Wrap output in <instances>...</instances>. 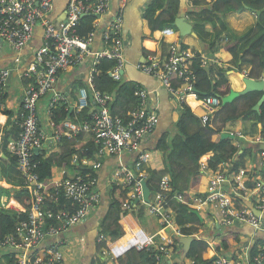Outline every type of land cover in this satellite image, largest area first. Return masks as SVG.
<instances>
[{"label":"built area","instance_id":"built-area-1","mask_svg":"<svg viewBox=\"0 0 264 264\" xmlns=\"http://www.w3.org/2000/svg\"><path fill=\"white\" fill-rule=\"evenodd\" d=\"M54 8V0H0V51L9 47L15 51H21L30 45L34 39L38 25L44 27V43L40 46L35 55V61L31 64L25 76L30 82L25 88L22 97L21 108V133L17 138L10 141L7 146L8 153L16 161L25 187L29 192V207L16 210L6 197L0 199L1 206L18 212H28V219L22 221L15 235H7L0 240V249L11 248L15 253L17 264H66L62 250L63 242L57 237L66 232L70 227L84 222L89 215L97 208L100 202V192L97 188L96 175L91 172L83 173L79 170L69 176L64 169L61 180L50 189L41 179L38 173V162L34 160L36 149L43 146L47 137L46 132L41 129L38 112L39 100L48 94H53L49 104V110L64 101L61 93L56 91L59 75L62 71L71 67L81 66L84 63L90 64L88 86L79 87V111L89 107V117L83 123L68 120L65 127L70 132L54 134L56 141H62L64 136H71L81 133H88L97 145V155L118 156L125 154H137L136 159L147 162L150 154L143 152V142L152 134L157 126L159 116L149 105L148 91L145 88L135 90L138 98L137 104L125 118L121 115H114L111 112L109 101L111 96L101 93L94 87L95 75L99 73L98 65L103 59L114 62L108 71L110 76L117 81L122 80V70L126 65L124 56V36L122 15L111 23L104 33L105 45L103 49L94 50L95 30L88 36L81 37L77 33V24L83 15H95L101 17L110 9V0H70L67 6L66 22L58 26L51 19L50 14ZM98 22L96 23V25ZM173 28L164 29V34H172ZM176 44L171 46V53L165 62L152 58L150 63L139 65L141 70L147 74L161 78L163 84L172 92H178L172 85L171 75L178 72L182 77L189 72L187 59L176 50ZM191 74V72H189ZM10 75L8 69L0 71V96ZM191 79L195 76H185V82L189 89L194 92ZM92 93V97H91ZM184 97L182 96V99ZM210 107H220L221 99L216 95L202 99ZM210 116L206 113L202 116L204 124L208 123ZM263 141V140H262ZM78 155L74 157V163L79 164ZM123 165L111 176L112 181L116 178L126 177L132 183V190L135 194L133 199H142L143 185L141 179L137 178L133 171V164ZM140 165V163H137ZM102 163L95 162L93 169H99ZM80 167V166H77ZM145 176V175H144ZM147 178V177H146ZM146 178L144 180H146ZM230 180L229 175L217 171L209 180V187L206 195L200 197L201 203H216L220 210L221 224L230 226L250 225L257 231H264V192L257 198L255 209L247 205L237 207L236 199L223 191V184ZM244 183V182H243ZM0 182V186L2 185ZM163 190H170L171 187L165 180L161 184ZM244 190L252 189L243 185ZM255 188L264 189V183L256 182ZM264 191V190H263ZM181 195L177 197L180 198ZM61 198L69 201L70 206L58 212L46 209L47 200L58 202ZM166 195L158 193L155 204L151 207V214H154L161 225V232H167L169 238L161 244H157L154 236H150L143 229H132L125 233L118 240L110 242L103 252L114 259L125 256L132 250L157 249L155 256L156 264H195L192 261H176L175 254L180 248L179 239L192 237L205 239L211 247L213 264H264V242L260 244L258 254L249 260L244 258L247 249H241L239 257L218 251L214 245V239L209 240L207 235L201 237L196 234H187L179 226L175 219V213L165 205ZM256 211H260L259 215ZM56 219L60 224H49L48 220ZM128 236L124 243L121 239ZM214 236V235H213ZM211 237V236H210ZM100 241L104 237L100 235Z\"/></svg>","mask_w":264,"mask_h":264},{"label":"crops","instance_id":"crops-1","mask_svg":"<svg viewBox=\"0 0 264 264\" xmlns=\"http://www.w3.org/2000/svg\"><path fill=\"white\" fill-rule=\"evenodd\" d=\"M151 1L152 0H110L109 11L101 17H98V21H96L98 24H95V35L92 47L94 50H100L106 46L103 32L110 27L111 23L118 15H122V29L125 40L124 56L126 61L124 73L122 72V80L133 82L132 84L136 86V89L145 88L148 91L150 107L158 113L159 120L156 129L143 142L142 150L143 152L150 154L148 160L150 167L156 170H161L164 168V154L159 149L160 140L164 133L171 135L175 133V124L179 119V112L182 110V102H187L191 106L192 110L199 115L201 114V116L209 112V122L212 121L216 113L221 108L207 106L202 99H199L198 96L189 89L188 84H184L178 88V92L170 91V89L163 84L161 78L144 73V71V74H140L139 71L142 72V70L139 65L147 64L148 61L152 60V58L162 60L164 55H170L171 49L169 50L168 46L163 47V42L171 44L177 43V52L186 59L194 57L196 53H202L205 65H223L230 80L232 92L228 96H231L234 92L237 93L245 88L246 85L242 74L250 77L249 74L252 70V65L248 62H243V60H235L233 53L227 49V47L238 39L245 40L249 38V36H251V34H253L256 30L258 15L260 14H257L255 10H251L246 7L241 11H230L229 13L224 14L221 18L216 14L218 11L210 7L209 4L202 3L194 6L191 0H185L183 3L179 0L180 8L177 16L182 14L184 15L186 20L192 24L193 33L183 36L180 35V32L176 27L167 26L166 28H173L174 32L172 34H164V29L166 28L163 30L152 31L148 20L145 18V13ZM210 1L211 0H209V2ZM69 2L70 0H54V8L50 17L56 25L61 26L66 22L67 6ZM257 11H262V14L264 9ZM160 15L165 17L168 14L164 11V9H160L157 11L156 17ZM222 21L228 22V30L222 33L221 37L218 38L219 40L215 41V46L212 47L210 42L213 40L215 32L222 29ZM43 43L44 27L38 25L32 43L25 49L15 51L9 47H5L2 51H0V71L3 69H8L10 71L7 83L1 93V95H4V102H2V104H4L2 105V108L5 110L4 112L0 110L1 168L3 166L8 167L12 163L13 167L18 170L16 163L9 155L7 156L6 154L7 148L5 147V140L8 135H11L9 139L10 143V141L13 140L17 134L19 136L22 131V97L25 88L30 82H33L30 78L26 77L25 74L28 67L34 63L36 51L43 45ZM182 44H185L186 48L182 49ZM89 70L90 64L84 63L81 66L71 67L68 70L62 71L59 75L56 91L61 93L64 97V101H62V103L67 104L70 108L69 117L72 113L75 115L77 111H79V87L83 84L87 85L90 89L89 91L91 92V87H89L88 82ZM261 79L264 78L260 77V79L256 80ZM182 96L184 97L183 99ZM52 97L53 94H48L43 96L38 102L40 126L41 129L46 132L47 137L43 146L37 148L39 150L36 151L39 152L42 150L46 154H50L60 145V141L58 142L54 139V134L57 133L58 130L50 118L51 111L49 110V104ZM191 101L195 102V108L192 107ZM239 104L243 105V100H240ZM224 134H226V137H223ZM222 137L231 138L232 142L241 148L239 153H243L244 148L253 149L252 155L247 156L245 159L246 166L240 168L238 173L229 172L233 161L232 163L221 164L219 171L229 175L230 177V180L225 181L223 184V192L227 195L234 196L237 204L247 205L250 209L254 210L255 205L258 202L257 198L263 193L262 190L264 189L253 188L244 190L242 185L248 182L252 173H255L254 169L256 167H261L264 163V137L262 136V125L256 119L231 120L228 121L223 128ZM64 138L68 140L66 145L67 149L71 147H76L78 149L79 147H83L92 141V136L88 133L71 136L66 135ZM76 155L82 158L79 164L74 163V157ZM136 156L137 154H125L121 157L104 155L99 156L96 154L94 157H88L87 154L81 155V152H75L70 159V164L74 167L54 168L55 175L53 180L56 182L65 177L62 172L64 169L67 170V174L69 176L77 172V166L88 168L90 171H96L94 174L97 178V188L101 197L97 208L84 222L70 227L66 232L57 237V239H60L63 242L62 250L65 256L66 264H70L68 257H72L76 264H91L92 260L96 256H99L100 258L106 257V259H114L111 256L107 257L104 252L103 254L105 257H102V255L100 256L98 250L101 223L108 214L111 206V176L115 171L122 168L123 165L132 164ZM97 161H100L102 165L99 169H93L92 165ZM206 172H210V170L206 169ZM212 176L213 173L211 175L206 174L202 178L200 191L204 192L205 195L208 191V183ZM20 177L22 178V176L10 174L5 178V175H3L2 185L13 189H20L22 187L26 188L24 186V179L22 178L21 180ZM252 180L253 182L260 181L259 178L255 176ZM134 194L135 193L130 190L129 196L131 198ZM17 196L20 197L21 194H17ZM17 196H14V192L11 191V195L9 194L5 197L13 203L12 205L17 207L16 210L25 209L26 205L22 203ZM200 197L201 196L194 192H187L181 195L179 199L200 212L203 220L207 223V227L211 229L208 236L209 240H211V238L212 240H215L214 245L216 241L220 239V236L222 237L225 235L222 234L224 230L244 229L250 226L245 224H233L225 227L221 224L222 218L216 203H201ZM22 198L26 204H29V197ZM153 199L156 201L155 196ZM138 200V202H143L142 199ZM120 224L122 225L125 233H129L132 229L145 230L148 235L154 236L157 244H160L169 238V234L167 232H161L160 222L154 214H150L144 218H136L131 209L130 213L120 220ZM143 225L146 227H143ZM162 234L164 235V239L159 241V237ZM240 235L242 238L240 250L248 248V252L244 254V258L251 260L249 249L258 241L254 243L255 237L248 233H243L241 231ZM183 240L184 239H179L181 245L175 254L176 261H184L188 259L187 254L189 250H186V244ZM122 242L123 238L120 243ZM8 250L13 251L11 248L0 249L1 264H9L7 254ZM208 251L211 256L212 250L210 246ZM239 251L230 250L229 252L224 253L232 254L238 258L239 255H241ZM187 261H189V259Z\"/></svg>","mask_w":264,"mask_h":264},{"label":"trees","instance_id":"trees-1","mask_svg":"<svg viewBox=\"0 0 264 264\" xmlns=\"http://www.w3.org/2000/svg\"><path fill=\"white\" fill-rule=\"evenodd\" d=\"M191 1L194 6L202 3L209 4L210 7L218 11L216 14L221 18L230 11H241L246 7L255 11L264 9V0ZM179 8V0H152L145 13V18L148 20L151 30H163L167 26L175 27V19L179 13ZM160 9H164L168 15L165 17L162 15L156 17V13ZM96 21H98V17L95 15L90 14L81 17L76 26L77 33L81 37L88 36L91 31L95 30ZM228 26L229 24L227 21H222V29L215 32L213 40L210 42L212 47L215 46V41L219 40L218 38L221 37L222 33L228 30ZM173 44L163 42L162 45L163 47L168 46L170 50ZM181 47L184 49L186 45L182 44ZM227 49L233 53L235 60H243V62H248L252 65V70L249 74L250 77L254 79H260V77L264 78V12L258 15L257 27L254 33L245 40L238 39L234 41ZM168 57L169 55L166 54L160 61L165 62ZM150 62L151 61H148V63ZM113 64L114 62L109 59H103L101 61L98 65L100 71L95 75L94 87L101 93L111 96L109 105L114 115H121L128 118L129 113L138 102V98L135 95L136 86L132 84L133 82L114 80L108 73ZM187 64L191 74L188 72L181 77L178 72H176L171 75L173 87L175 89L180 88L185 82L186 75H188V77L191 76V78L195 76V79H191V81L193 89L197 91L196 94L198 98L204 99L208 96L216 95L221 99V109L216 113L212 121L204 124L201 114L199 115L194 112L187 102H182V110H180L179 119L175 124V133L173 135L164 133L160 140L159 149L164 154V168L156 170L150 167L149 161L141 162L139 159L135 160L132 169L136 177L141 180L147 177L146 181L151 190V200L149 203L138 202L129 196V192L132 190L133 186L132 183L126 180L125 176L121 175L122 177L112 181L110 190L111 206L108 214L101 223L100 235L104 237V240L98 242V250L102 257H105L103 249L106 248L110 242L124 235L120 220L130 213L131 209L136 218H144L150 215L151 207L155 204L153 197H156L158 193L166 195L164 203L174 211L176 222L183 228L185 233L198 234L201 237L208 235L211 229L207 227L206 221L200 220L193 212L194 209L177 196L187 192H194L204 197V192L200 191L203 176L206 174L211 175L219 171L221 164L232 163L233 161L229 169L231 173H238L240 168L246 166L245 159L247 156L252 155L253 149L244 148V152L239 153L241 148L234 144L231 138L222 137L223 128L228 121L236 119H256L262 125V136L264 137V102L259 111L254 109V106L261 97V92H250L245 95H240L232 101L225 102L224 99L232 92V88L223 65H205L202 53H196L194 57L188 58ZM82 86L87 85L83 84ZM240 100H243V105L239 104ZM2 102H4V95L0 96V110L4 112L5 110L2 108L4 103L2 104ZM191 105L195 108L194 101H191ZM69 111L70 108L68 105L62 102L58 103L54 109L51 110L50 118L57 127V132H62L64 134L70 132V130L65 127V122L68 120L83 123L89 117V107L77 111L75 115L72 113L70 117ZM207 114L209 115V112ZM10 137L11 135L6 137V148ZM17 137L18 134L15 138ZM67 142L68 140L63 137L59 147L50 154H46L42 150L39 152L36 151L34 154V160L38 162V173L50 189L57 184L56 181L53 180L55 167H74L70 164L73 153L81 152V155L87 154L88 157H94L97 153L98 148L93 140L78 149L76 147L67 149ZM6 154L7 156L9 155L7 150ZM11 158L16 163L15 159L13 157ZM137 163H140V165ZM1 169L3 175L7 176L13 174L22 176L20 171L13 167L12 163L8 167L3 166ZM76 169L83 173H96V171H90L88 168L84 167H76ZM206 169L210 170V172H206ZM254 170L255 173L250 175L251 177L246 183L247 187L252 189L256 186V182L252 180L254 176L264 182V163L261 167H256ZM165 180L170 185V190L162 189L161 184ZM0 188L8 190L10 195L11 191L14 192V196L21 194L20 197H17L26 205V208L29 207V204H26L22 198L29 197L26 188L13 189L5 186H0ZM262 192L264 191L262 190ZM69 206V201L61 197L58 202L47 200L45 204L46 209H52L55 212ZM237 207H240V205L237 204ZM27 219L28 212H18L10 208H5L1 206L0 203V240L4 239L7 235H15L19 224ZM49 224L59 225L60 223L56 219H50L47 222V225ZM222 234L225 235L222 237L220 236V239L215 243L218 251L229 252L230 250H240L242 238L239 231L233 229L224 230ZM257 241L258 242L249 249L250 259L252 260L258 254L259 246L264 242V238L259 237ZM208 248L209 244L205 239L195 238L192 241L187 258L195 264H213ZM156 253L157 249L152 248L143 251L132 250L129 251L126 256L120 257L119 259H106V257L100 258L96 256L91 264H156ZM7 254L9 264H17L15 253L8 250Z\"/></svg>","mask_w":264,"mask_h":264},{"label":"water","instance_id":"water-1","mask_svg":"<svg viewBox=\"0 0 264 264\" xmlns=\"http://www.w3.org/2000/svg\"><path fill=\"white\" fill-rule=\"evenodd\" d=\"M182 3L185 0H180ZM257 14H261L262 11H256ZM86 16V15H83ZM175 27L179 30L180 35H188L192 32L193 26L192 24H190L186 18L184 17V15H179L176 17L175 19ZM126 69V67H125ZM122 72L124 73V70H122ZM140 74H144L143 71H139ZM243 76V80L245 82V88L242 89L241 91L237 92V93H233V95L229 96V99L226 100L225 102L228 101H232L233 99H235L236 97L240 96V95H245L248 94L250 92H261L262 96L259 99L258 103L254 106V109L259 111L260 107L262 105V103L264 102V79L261 80H256L254 78H251L249 76H245L244 74H242ZM136 80H138L137 78H135ZM196 89H194V93L196 94ZM197 95V94H196ZM223 137H226V134L223 135ZM39 150V149H36ZM2 177H3V173H2V169L0 167V182L2 181ZM142 185H143V197H142V201L145 203H149L150 202V194H151V190L150 187L148 185V182L146 180L142 181ZM139 201V200H138ZM193 212L200 218V220H203L200 212L196 209L193 210ZM258 214H260V211H257ZM220 227V226H219ZM239 230L240 232L242 231L243 233H248L250 235H253L255 237L254 243L257 241V239L260 238H264V231H256L254 227L249 226L247 228H242V229H236ZM183 242H185L186 244V250L190 249V246L192 244L193 238L192 237H188V238H183ZM216 259V256L213 257L212 260Z\"/></svg>","mask_w":264,"mask_h":264},{"label":"rangeland","instance_id":"rangeland-1","mask_svg":"<svg viewBox=\"0 0 264 264\" xmlns=\"http://www.w3.org/2000/svg\"><path fill=\"white\" fill-rule=\"evenodd\" d=\"M229 99V96H227L225 99H224V101H226V100H228ZM5 178H6V175H5ZM6 180H8V179H6ZM10 193H9V191L8 190H4L3 188H0V199L3 197V198H5V196L6 195H9ZM8 199V198H7ZM143 227H146L145 225H143ZM154 229H155V227H154ZM150 230V229H149ZM164 239V235L162 234L160 237H159V241L161 240H163ZM162 243V242H161ZM160 243V244H161ZM72 250V249H71ZM70 252V251H69ZM127 255V254H126ZM125 255V256H126ZM107 257H109L108 255H107ZM68 261H70V264H76L75 262H74V260H73V258L72 257H68Z\"/></svg>","mask_w":264,"mask_h":264},{"label":"bare ground","instance_id":"bare-ground-1","mask_svg":"<svg viewBox=\"0 0 264 264\" xmlns=\"http://www.w3.org/2000/svg\"><path fill=\"white\" fill-rule=\"evenodd\" d=\"M127 238H128V236H125V237L123 238V242H122V243H124V242L127 240Z\"/></svg>","mask_w":264,"mask_h":264},{"label":"clouds","instance_id":"clouds-1","mask_svg":"<svg viewBox=\"0 0 264 264\" xmlns=\"http://www.w3.org/2000/svg\"><path fill=\"white\" fill-rule=\"evenodd\" d=\"M207 237H209V236L207 235Z\"/></svg>","mask_w":264,"mask_h":264}]
</instances>
